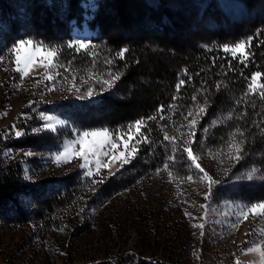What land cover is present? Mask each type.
<instances>
[{"label":"rangeland","instance_id":"obj_1","mask_svg":"<svg viewBox=\"0 0 264 264\" xmlns=\"http://www.w3.org/2000/svg\"><path fill=\"white\" fill-rule=\"evenodd\" d=\"M37 1L39 0H0V129L17 125L20 130L18 125L25 122L23 120L27 115L22 111H30L35 116L28 119L29 125L22 137L37 134L50 138L44 146H39L42 147L39 150L33 148L36 144H32L30 148L19 147L17 150V156L24 157L23 180L30 189L29 194L20 199L25 211L41 208L45 201V204L51 203L53 206L52 199H56L58 195H69L72 203L61 208L53 207L50 212H46L48 219L45 222L27 226L25 222L14 219V215L11 216L14 208L11 206L10 211L0 216V264H96L104 260L116 262L121 259L131 262L132 257L168 264H235L237 259L241 264H264V257L259 252H247L248 248L264 250V218L249 216L237 230L230 226L238 211L237 205L264 201V124L260 123L258 130L256 127L248 130L241 128L246 135L245 158L236 163L229 161L226 155L229 134L241 125L234 124L230 128L225 125V131L222 128L214 130L223 122L215 125L212 123L224 121L229 114L236 113L238 100L241 99L240 90L233 96L235 100L231 101L232 106L236 104L232 108L227 104L214 110L212 118L211 115L203 116L208 121L211 118L209 123L214 129L210 131L211 134L196 136L201 143L193 145L200 156L201 166L219 181L214 189L211 208L208 209L205 235L201 238V230L193 228L192 224L203 222L199 217L205 212L200 205L207 203L203 199V194L207 191L206 182L199 178L195 182L182 179L191 175L192 169L190 162H185L180 153H177L173 169L181 179H173L171 182L166 172L156 174L155 170L162 163L137 171L128 169V163L120 167L118 162H114L111 169L102 168L99 175H95V159L92 158L94 175L89 178L86 176L87 169L80 167L83 163L81 159L73 158L70 163L62 162L59 166L53 162L52 158L75 138L74 130L81 129L78 127L79 121L73 120L70 107L91 104L110 90L103 91L95 98L77 99V94L70 89L72 81L69 76L77 77V84L81 86L82 81L91 82L98 76L114 72L111 64L101 61H98L99 67L106 66L107 71L93 72L81 62L80 55H72L71 50L59 46L58 49L67 51L66 61L60 63L71 66V73L53 68L50 73L53 76H56L57 71L60 72L54 82L40 80L37 85V80L44 76L45 69L34 66L28 77L19 80L20 74L14 71L15 55L11 51L13 45L21 39H31L34 44L42 43L46 48L48 44H45L41 36H21L23 32L19 30L26 27L25 20L30 17L31 5ZM42 1L56 8L67 7L70 10L77 3V0H72L68 6L67 0ZM136 1L151 6L159 23L152 25L165 32L167 37L190 43L189 38L194 33L199 37L198 47L203 50L209 45V36L224 35L228 42L226 44L229 45L246 40L251 31L257 29L259 22L264 20V0L252 4H249V0ZM100 2L101 0H78L81 19L67 21L69 39L64 45L74 41L91 45L92 38L98 33L93 20ZM172 15L179 16L187 24V28L177 24ZM61 16L62 14H57V18ZM15 25L18 26V35L9 31ZM233 25H241L238 33ZM144 46L163 51L153 39L148 40ZM63 50L61 54L65 57ZM81 51L84 50L75 52ZM221 52L223 53L222 48ZM27 55L28 52L21 51L22 60ZM37 57L42 59L43 53H38ZM104 57L110 60L109 55ZM222 58L231 59V56L225 54L221 55ZM234 63L245 68L244 64L237 61ZM248 64L249 62L246 65ZM217 72L221 76L239 78L229 72L228 67H219ZM219 82L217 80L214 83ZM14 84L19 87H14ZM244 84L245 94L248 80ZM46 85L54 86L55 90L49 91ZM227 88L229 86L222 85L221 90ZM43 116H51L67 123L65 126H58V131L55 132L43 130ZM34 128H40L41 131L34 133ZM96 129L99 128L84 130ZM9 130L12 131V127ZM181 131H186V128ZM132 135H135L134 130ZM123 147L120 142L117 155L123 151ZM27 152H32L33 155L27 156ZM100 159L104 163L108 158L101 156ZM222 159L223 164L220 163ZM253 168L258 169L253 180L239 179ZM117 172L120 174L112 180ZM26 176L29 178L25 179ZM102 178L103 183H93V180L99 181ZM185 200L188 202L185 203ZM185 212L191 215L186 216ZM59 227H63V232L55 230ZM194 252L200 259H196Z\"/></svg>","mask_w":264,"mask_h":264},{"label":"trees","instance_id":"obj_2","mask_svg":"<svg viewBox=\"0 0 264 264\" xmlns=\"http://www.w3.org/2000/svg\"><path fill=\"white\" fill-rule=\"evenodd\" d=\"M257 1L249 0V4ZM70 2L73 1L67 0L68 6ZM80 11L78 0L73 10L67 7L56 8L39 0L31 5L30 17L25 20L26 27L19 29L20 32H23L21 36L23 34L28 36L31 34L34 37L41 36L40 38L46 42L44 43H48L47 47L56 46L58 48L63 46L67 48V45H64L69 39V28L66 23L70 19L79 21L81 19ZM58 13L62 14L60 18H57ZM114 18H116L115 21ZM172 19L176 20L177 24L187 28V24L179 16L172 15ZM93 24L98 33L97 36L95 35L96 37L92 38L90 46L94 47L95 51L87 52L84 50L77 53L72 49L69 50H71L72 55L74 53L80 55L81 62H84L93 72L107 71L106 66L99 67L98 61L105 63L107 59L104 56L109 55V59L112 61V71L119 74L120 79L115 81L114 87L107 93L104 92L95 102L70 107L73 120L79 121L78 127L81 129L107 128L119 131L139 118L156 115L160 105H164L166 109L164 120L152 121L149 123V128L144 129V131H150L151 144L140 143L136 145L139 151L135 158L126 165L128 169L140 171L144 167L148 168L149 165L156 167L165 161L171 145L163 140L161 126L167 125L165 130L169 131L170 135H177L179 132L174 129L185 123L181 113L186 115L187 111L192 108L194 102L191 100V96L193 95H197V102L202 101L205 97L209 99L211 106L207 108L205 116L211 115V118L214 110L227 104H230L228 106L232 108L236 104L232 106L231 101L235 100L233 96H236L238 90H240V98L243 97V99L238 100L236 113L233 112L232 118L230 120L225 119L221 126L219 125L214 129L209 123L211 118L209 121L207 119L200 120L196 136L211 134L212 129L222 128L225 130V125L226 128L228 126L230 128L234 124H239L241 126L238 127L245 130L252 127H256L258 130L260 123L264 124V100H261L258 95L245 96L243 92L244 83L254 72L264 73V20L259 22L257 29L251 31L252 33L249 35L253 36V46L250 51L254 53L245 68L243 65L235 64V61L230 58L221 59V55L225 56L221 52V48L228 43L224 35L207 37L209 45L204 50L198 47L199 37L194 33L189 38L190 43L167 37L165 32L159 31L157 27L152 25H159V23L151 6L136 0H101L94 15ZM240 27L241 25H233L237 33ZM17 28V25L9 28L10 33L17 34ZM22 29L25 30L22 31ZM200 37L204 38V36ZM150 39H153L163 51L145 47L144 45ZM123 49H128V51L125 52L123 58H120L117 53ZM59 50V60L63 63L67 59V51L60 48ZM62 50L65 57H63V53L61 54ZM227 59L230 60L234 69L229 72L239 77L238 79L225 75L221 76L222 74L217 72L219 67H228ZM184 70H187V76L183 75ZM103 76L106 75L103 74ZM189 76L191 77L190 80ZM223 77L226 78L223 79ZM180 79H184L186 84L181 87L179 93H176L175 85ZM217 80L221 82H219L221 85H227L229 88L217 91L215 88L217 83H214ZM261 82H264V78ZM202 86L207 89L204 96L198 95ZM174 95L177 96L175 102L171 99ZM173 103L177 106L174 109L175 114L167 110L168 106ZM22 112H26L27 115L23 120L25 122L18 126L24 132L28 128L29 120L34 118L35 114L30 111ZM241 113H246V115L242 119H238L237 117ZM11 127L9 125L7 128L0 129V216L10 211L11 206H13L11 216L14 215V219H17L18 222H25L26 226L31 223L40 224V222H45L44 220L48 219L46 212H50L55 206L61 208L64 205H69L72 203V198L69 195H61V197L58 195L56 199H52L53 206L51 203L45 204L47 202L45 201L41 204L42 209L38 207L29 212L25 211L20 204V199L29 194L30 189L23 180L24 157H18L19 152L17 150L19 147L30 148L29 146L32 144H36L33 148L39 150L38 148H42L39 146H44L50 138L37 134L16 137L9 130ZM201 128H206L208 131L202 132L200 131ZM247 132L249 133V131ZM118 174L120 172H117L112 180ZM96 264L168 263L132 257L131 262L121 259L116 262L103 261Z\"/></svg>","mask_w":264,"mask_h":264},{"label":"snow or ice","instance_id":"obj_3","mask_svg":"<svg viewBox=\"0 0 264 264\" xmlns=\"http://www.w3.org/2000/svg\"><path fill=\"white\" fill-rule=\"evenodd\" d=\"M253 41V36H248L246 40H240L234 42L232 45L224 44L222 46V51L225 54H230L231 59L237 61L240 64H244L246 66L247 62L250 61V58L253 56V53L250 51ZM68 49H72L73 51L86 50L87 52H92V46L85 44L80 41H74L67 45ZM24 50L28 52V55L21 59V51ZM211 50V49H210ZM12 53L15 55V69L14 71L19 73V80H23L28 77L30 71L34 70V66H38L45 69L44 76L40 77L37 80V85L40 80H47L50 83L54 82L56 76L60 75V72L57 71L56 76H53L51 73L53 68L63 69L65 73H71V66L64 65L60 63L59 55L60 50L56 47H45L42 43L34 44L33 40H23L21 39L17 43L13 45ZM128 49L120 50L117 55L120 58H123L125 52ZM43 53V58L38 59L37 54ZM215 61V58H214ZM106 64H111V60H106ZM215 66V63H213ZM228 70L233 71L231 63H228ZM7 71V68H5ZM183 75L187 76V70H184ZM91 78V74H90ZM262 78H264V73L260 71L254 72L251 77L248 79L247 89L245 92V96L247 95H258L261 100H264V82H261ZM69 79L72 81L70 85V89L77 94V99L80 98H95L96 95L101 94L103 91L113 88L115 81L120 79L119 74L109 72L107 76H98L95 80L82 81L81 86L77 84V77L69 76ZM191 77L189 76V80ZM186 84L184 79H180L178 83L175 85L176 93H179L181 87ZM94 85H99L97 88ZM83 86V90H82ZM14 87H19V85H15ZM49 91H54V86L46 85ZM222 85L217 83L215 88L217 91L221 89ZM207 92V89L203 86L201 87L198 95L204 96ZM172 101L175 102L177 96L174 95ZM243 99V97H241ZM191 100L194 102L192 108H190L186 115L181 113L184 118L185 123H182L178 128L174 130L179 132V135H170L169 131L165 130L167 125L161 126V132L163 133V140L167 142V144L171 145V152L167 155L166 161L162 162L161 167L157 168L156 174H159L161 171L167 173L169 181L171 182L173 179H181L178 173H174L173 165L177 161V153H180L181 158L185 159V162H190L189 166L192 169L191 175H186L182 179L195 182L197 178L199 180L206 182L207 191L203 194V199L207 202L205 204H201L200 207L205 209L204 215L199 217L202 220V223L192 224L193 228H199L200 237L203 238L205 235L204 228L208 219V209L211 208L212 197L214 196L215 186L219 183V181L215 180L199 163L200 156L196 152V149L193 147L194 144L201 143L200 140L196 138V133L198 130V125L200 120L203 119V116L207 114V108L210 107V101L207 97H205L202 101L197 102V95L191 96ZM177 106L175 103L170 104L168 106V111L173 112L175 114L174 109ZM166 109L164 105H160L157 109L156 115H149L146 117L139 118L132 122L131 124L125 126V128L110 131L107 128L96 129V130H74L73 135L74 139H72L69 143L65 144L63 150L58 152L55 157H53V162H55L58 166L63 163H70L73 158H78L83 161L80 165L81 168H86V176L91 178L94 173L91 168L92 158L95 159V175H99L100 170L102 168L111 169L114 162H118L119 166L122 167L124 164L130 162L131 159L135 158V155L138 153L139 149L136 145L140 143L151 144V134L150 131H144V129L149 128V123L156 120H164ZM246 113H241L238 119H242ZM43 120L45 121L43 125V130H51L53 132L58 131V126H65L67 122L55 119L51 116H43ZM190 118V119H189ZM232 118L231 114H229L225 119L230 120ZM54 121V123H53ZM222 120L213 121V125L217 123H222ZM186 131H181V129H185ZM134 130L135 135H132ZM34 133H39L41 131L40 128L32 129ZM200 131L207 132L208 129L201 128ZM12 132L16 137H20L25 133L17 128L16 125L12 126ZM8 135V133H5ZM127 137V138H125ZM139 137V139H137ZM134 141V143H132ZM123 143V151H120L117 155V149L119 148V143ZM245 143H246V135L245 131L239 127L236 128L235 132L229 134L228 141V153L226 158L229 161L240 162L245 158ZM78 145V147H76ZM167 148V145H165ZM186 154V156H185ZM27 156H32V152H27ZM107 157V161L102 163L100 157ZM223 159L220 161L223 164ZM118 170V169H117ZM228 171V169H225ZM258 169H251L249 173L246 175L240 176V180H248L251 181L254 179ZM114 174V173H113ZM29 177L26 176L25 179ZM93 183H103V178L99 181L93 180ZM185 203L188 201L185 200ZM238 211L235 214V218L231 221L230 226L233 230H237L239 225L244 221L249 219V216L253 218L259 217L264 218V201H258L255 203H240L237 205ZM186 216H190V213L185 212ZM192 219H196V217H192ZM56 231L63 232V227H59L55 229ZM253 251H257L260 253L261 257H264V250L261 249H253L248 248L247 252L251 253ZM193 255L196 259H200V256L195 252ZM235 264H241V262L237 259Z\"/></svg>","mask_w":264,"mask_h":264},{"label":"water","instance_id":"obj_4","mask_svg":"<svg viewBox=\"0 0 264 264\" xmlns=\"http://www.w3.org/2000/svg\"><path fill=\"white\" fill-rule=\"evenodd\" d=\"M104 261H106V260H104ZM100 262H103V261H100ZM96 263H99V262H96Z\"/></svg>","mask_w":264,"mask_h":264}]
</instances>
